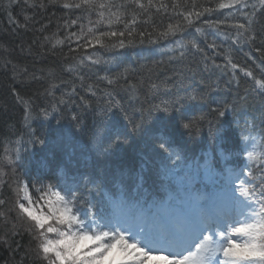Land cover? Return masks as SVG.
<instances>
[{
    "label": "snow or ice",
    "instance_id": "obj_1",
    "mask_svg": "<svg viewBox=\"0 0 264 264\" xmlns=\"http://www.w3.org/2000/svg\"><path fill=\"white\" fill-rule=\"evenodd\" d=\"M14 8L20 9L23 22L13 15ZM0 11L13 34H32L26 46L23 41L16 45L21 54L51 56L61 62L59 72L47 66L39 68L42 75H38L8 58L14 49L0 43L4 56L0 69L21 83L47 81L49 96L69 85L68 99L61 97L57 104L79 96L91 108L78 89L93 97L99 90L107 97L101 116L111 119L118 110L128 119L113 96L116 89L130 100L158 98L160 103H150V116L172 117L186 101L207 103V113L182 117L181 127L186 130H198L209 117L223 121L237 111L238 101L209 102L206 93L165 99L171 92L167 82L157 83L150 75L134 79L129 68L119 72L105 68L111 74L103 76L94 71L113 64L129 48L161 42L174 45L169 49L172 61L192 58L204 71L219 70L229 76V84H239L242 74L264 93V0H0ZM235 52L244 53L243 62ZM221 56L224 63L218 64L216 58ZM84 69L92 76L81 74ZM63 73L74 79H65ZM97 82L108 88L99 89ZM13 92L31 119V97ZM241 99L246 103V98ZM43 111L46 115L47 109ZM73 120L79 124L78 116ZM114 126L101 121L94 128L91 141L100 153L111 152L121 141L119 130L111 133ZM244 139L247 163L242 168L228 167V156L221 149L225 164L210 156L184 176L179 175L181 155L161 140L162 175L170 183L163 195L151 198L140 194L141 183H136L135 195L129 193L131 175L70 176L64 167L55 183L36 187L18 174L24 156L9 142L0 147V250L7 254L0 259L4 264H264V135L256 139L249 134ZM42 167L50 170L47 161ZM93 193L100 199L94 200Z\"/></svg>",
    "mask_w": 264,
    "mask_h": 264
},
{
    "label": "trees",
    "instance_id": "obj_2",
    "mask_svg": "<svg viewBox=\"0 0 264 264\" xmlns=\"http://www.w3.org/2000/svg\"><path fill=\"white\" fill-rule=\"evenodd\" d=\"M2 2L7 3V0ZM26 11L31 15L33 10L29 8ZM51 11H56L57 16L61 15L56 9ZM19 13V8L13 9V15L23 22V16ZM31 35L30 32L13 34L7 16L0 11V36L3 37L0 43H6L14 49L8 58L27 65L30 72L36 71L38 75H42L39 68L47 66H52L59 72L61 62L55 57L37 58L19 52L16 45L23 41L26 46ZM217 39L218 42H223L222 38ZM172 47L173 44L161 42L159 45L146 44L129 48L113 64L98 66L94 71L103 76L129 68L133 70L134 79L150 75L157 83L167 82L171 92L165 99L206 93L209 102L238 101L240 107L235 113L230 112L220 122L212 121L209 117L198 130H186L181 127L182 117L199 115L201 111L207 113V103L199 100L186 101L185 107L174 112L172 117L158 114L150 116V103H160L158 98L145 99L141 96L139 101L130 100L124 91L116 89L113 96L127 113L128 119L133 121V124H129L128 119L118 110H114L111 119L101 116L107 100L102 91L98 90L97 96L93 97L91 93L78 89L81 95L87 96L92 104L91 108L79 96H72L70 103L57 104L61 97L68 99L65 94L70 92L69 85H61L55 90L54 96H49L45 92L47 81L26 80L21 83L19 79L13 80L10 72L0 69V147L11 142L20 150L24 156V166L18 169V174L36 187H41L50 181L55 183L60 178V167H64L70 176L72 173H103L105 176L118 178L123 173L133 177L128 181L130 194L135 195V185L141 183V195L149 198L160 196L170 183L162 175L165 154L158 147L161 140L171 145L170 151L181 155V176L191 174L198 163H203L210 156L216 157L222 165L225 164L220 155L221 149L228 156V167L242 168L247 163L243 152L247 146L244 137L251 134L259 139L264 135V93L255 89L252 82L242 77V74L239 84L236 81L229 84V76L219 70L204 71L203 66L192 58L183 62L172 61L170 57L173 53L169 51ZM244 51L247 52L248 49ZM234 56L241 62L245 59L243 52H235ZM3 59L4 56L0 55V62ZM216 62L223 64L224 58L217 57ZM105 68H110L111 72L105 71ZM81 74L92 76L88 69H84ZM63 77L74 79L70 73H63ZM88 82L91 83L92 80ZM97 83L101 90L108 88L105 82ZM13 89L18 90L25 99L31 97L34 109L31 119L27 118L24 104L15 99ZM241 98H246V103ZM44 109H47L46 115ZM74 116L79 117V124L73 120ZM101 121L107 126L115 125L111 127V133L114 134L117 130L121 133V141L109 153H100L91 141L92 132L100 126ZM134 126L137 127L136 131L132 130ZM32 140H42L44 143H32ZM43 161L48 162L50 170L46 171L42 167ZM199 186L203 187V183ZM93 199L99 200V194L93 193ZM6 255L0 250V257ZM0 264H4L3 259H0Z\"/></svg>",
    "mask_w": 264,
    "mask_h": 264
},
{
    "label": "rangeland",
    "instance_id": "obj_3",
    "mask_svg": "<svg viewBox=\"0 0 264 264\" xmlns=\"http://www.w3.org/2000/svg\"><path fill=\"white\" fill-rule=\"evenodd\" d=\"M152 264H160L158 261H153Z\"/></svg>",
    "mask_w": 264,
    "mask_h": 264
}]
</instances>
